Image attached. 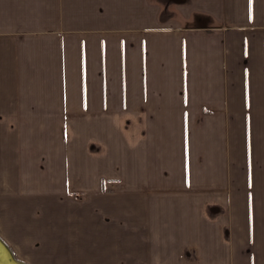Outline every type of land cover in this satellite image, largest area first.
I'll return each instance as SVG.
<instances>
[{"label": "crops", "instance_id": "1", "mask_svg": "<svg viewBox=\"0 0 264 264\" xmlns=\"http://www.w3.org/2000/svg\"><path fill=\"white\" fill-rule=\"evenodd\" d=\"M13 227L52 264H264V0H0Z\"/></svg>", "mask_w": 264, "mask_h": 264}, {"label": "rangeland", "instance_id": "2", "mask_svg": "<svg viewBox=\"0 0 264 264\" xmlns=\"http://www.w3.org/2000/svg\"><path fill=\"white\" fill-rule=\"evenodd\" d=\"M82 193L83 192L80 191V190H77L75 192V194H78V195H82ZM67 204L68 205H72L73 203L72 202H68ZM12 232H13L12 234H10V232H9L8 233L9 235H7V236L10 238V241L12 242V244L18 250V253L20 254V256L23 257V258L28 259L31 264H52V262L54 260L57 262L56 257H55L54 260L51 258V259H48L47 261H44L45 259L40 258V253H39V251L36 250V244H33L32 246H28V244L24 243L25 240L30 239V238H32V240H35L37 238V234L41 235L42 231H41V229L39 227H35V230L33 229V231L28 233V235H26V238H24L25 235H21L22 231L18 227L17 228L13 227L12 228ZM34 232H36V234ZM49 234H51V233L49 232ZM43 237H45V236L43 235ZM14 252H15V250H14ZM16 256L21 258L17 254H16ZM23 258H21V259H23Z\"/></svg>", "mask_w": 264, "mask_h": 264}, {"label": "water", "instance_id": "3", "mask_svg": "<svg viewBox=\"0 0 264 264\" xmlns=\"http://www.w3.org/2000/svg\"><path fill=\"white\" fill-rule=\"evenodd\" d=\"M0 243L7 249L8 252V260L11 262H14L15 264H28L25 260L23 259H18L14 255V252L12 248L9 246V244L1 237L0 235Z\"/></svg>", "mask_w": 264, "mask_h": 264}, {"label": "bare ground", "instance_id": "4", "mask_svg": "<svg viewBox=\"0 0 264 264\" xmlns=\"http://www.w3.org/2000/svg\"><path fill=\"white\" fill-rule=\"evenodd\" d=\"M2 237V236H1ZM3 238V237H2ZM4 239V238H3ZM5 240V239H4ZM6 241V240H5ZM7 242V241H6ZM8 243V242H7ZM9 244V243H8ZM10 246V244H9ZM11 247V246H10ZM12 248V247H11ZM13 250V249H12ZM14 252V250H13ZM8 252L7 249L0 243V264H15L14 262L9 261L8 258ZM15 254V252H14ZM16 258L21 259L19 257L16 256V254L14 255Z\"/></svg>", "mask_w": 264, "mask_h": 264}]
</instances>
